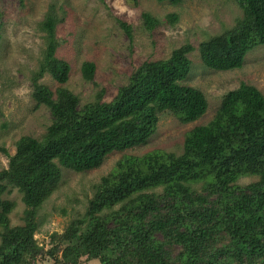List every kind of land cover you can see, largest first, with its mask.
I'll use <instances>...</instances> for the list:
<instances>
[{"label": "trees", "instance_id": "16d2710c", "mask_svg": "<svg viewBox=\"0 0 264 264\" xmlns=\"http://www.w3.org/2000/svg\"><path fill=\"white\" fill-rule=\"evenodd\" d=\"M234 2L241 17L198 44L207 68H241L246 54L264 45V0ZM142 17L148 31L178 19L175 13L161 20L145 12ZM58 22L51 11L41 22L46 45L30 78L34 108L47 107L51 122L40 138L21 136L7 167L0 170V264H264L260 90L241 81L225 92L213 117L185 132L179 154L159 149L132 154L155 132L159 113L169 112L186 124L206 112L204 92L184 84L193 46L187 43L166 58L142 62L110 101L102 100L101 90L80 106L63 86L70 65L56 54ZM121 26L131 41L130 26ZM95 70L94 62H82L83 80L95 83ZM44 73L59 84L55 91L39 83ZM113 154L120 156L93 185L84 212L39 244L38 211L59 187L60 166L95 170ZM249 175L257 179L238 183ZM13 189L25 207L18 225L9 222L15 202L3 197Z\"/></svg>", "mask_w": 264, "mask_h": 264}, {"label": "rangeland", "instance_id": "374dc122", "mask_svg": "<svg viewBox=\"0 0 264 264\" xmlns=\"http://www.w3.org/2000/svg\"><path fill=\"white\" fill-rule=\"evenodd\" d=\"M0 170L6 168L15 152L16 141L24 135L40 138L51 122L44 105L34 108L31 98V75L35 73L45 48V32L41 22L48 12L59 19L55 25L56 54L70 65L63 85L79 99V105L92 102L99 91L102 100L110 101L129 75L146 60L162 59L171 51L190 43L191 68L184 84L200 88L208 99L206 112L195 122L181 123L169 112L159 113L155 132L148 141L134 148L132 154L159 149L179 154L185 132L192 126L208 122L220 105L222 95L235 89L241 81L255 86L264 95V45L249 51L241 68L218 71L205 67L198 44L232 27L242 10L234 0H184L180 4L158 0H0ZM163 19L175 13L173 24H159L152 31L144 27L142 13ZM121 23L130 26L129 40ZM96 64L94 82L83 80L82 62ZM39 83L52 91L58 83L44 73ZM119 154L105 159L95 170L75 172L60 166L58 189L38 211L35 237L46 244L52 232H62L67 224L83 213L92 197L93 185L113 167ZM257 179L245 176L239 184ZM15 202L9 214L11 225L22 224L24 204L21 194L13 189L3 196ZM40 264H50L42 262ZM81 264H100L97 260Z\"/></svg>", "mask_w": 264, "mask_h": 264}]
</instances>
